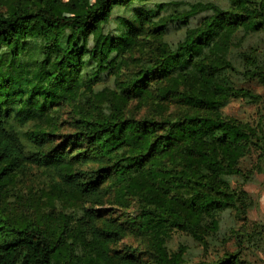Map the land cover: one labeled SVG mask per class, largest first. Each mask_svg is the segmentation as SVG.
I'll return each mask as SVG.
<instances>
[{
	"label": "trees",
	"instance_id": "1",
	"mask_svg": "<svg viewBox=\"0 0 264 264\" xmlns=\"http://www.w3.org/2000/svg\"><path fill=\"white\" fill-rule=\"evenodd\" d=\"M222 1L0 0V194L38 168L56 177L59 197L82 202L74 217L53 209L18 221L0 215V264H144L133 248L115 247L132 230L150 238L155 264H183V251L165 246L170 221L206 246L224 214H246L248 194L222 176L242 174L240 161L252 149L264 164V127L221 109L231 99L263 100L231 85L226 72L232 61L250 59L233 50L264 35V0ZM119 8L130 15L114 17ZM149 23L162 36L170 24L186 28L175 47L163 41L157 48V68L169 82L157 96H179L195 109L183 117L126 116L131 98L153 96L151 69H139L118 89L101 84L130 64L124 55ZM245 74L264 84L257 62ZM43 94L71 107L61 124L72 132L61 133L60 118L38 108L34 99ZM112 189L118 200L139 199L137 217H106L98 207ZM215 264L244 263L231 254Z\"/></svg>",
	"mask_w": 264,
	"mask_h": 264
},
{
	"label": "rangeland",
	"instance_id": "2",
	"mask_svg": "<svg viewBox=\"0 0 264 264\" xmlns=\"http://www.w3.org/2000/svg\"><path fill=\"white\" fill-rule=\"evenodd\" d=\"M67 1V0H64ZM94 0H87L93 3ZM158 2H189L206 0H157ZM217 1V0H216ZM226 4L222 0H218ZM145 8H155V3H149ZM166 12H162L154 17L158 21ZM126 16L130 13L119 8L115 16ZM116 21L113 19L111 28L114 29ZM193 26L197 21H193ZM152 24L145 25V33L140 35L139 44L126 52L124 55L129 59L128 66H122L118 75H112L111 70L102 85H110L113 89H118L121 81L128 77L136 75L139 69H151L150 79L148 78L147 87L153 93V96L143 98L133 97L128 102L125 109L127 117L143 118L145 116L153 118H178L195 111L179 96H171L168 100H162L157 96V88L168 85L166 78L162 77L158 65V46L161 42H166L169 47H175L183 40L186 28L176 25H169V31L164 36L155 31ZM159 35H157V34ZM234 53L240 52L250 56L249 62L232 61L234 70H227L228 81L237 88H244L255 94L261 95L260 102L254 103L247 98H237L229 100L221 111L223 116L232 117L242 123H247L253 128L261 125L264 127V84L256 78L245 74L248 63L257 62L264 70V35L254 34L249 37L244 45L233 50ZM133 59L138 61L132 62ZM129 80V79H128ZM180 86V90H182ZM54 92L49 89L48 92ZM47 94L35 97L34 101L38 103V108L53 112L61 121H58V127L63 134L72 132L68 124L62 123L68 120L71 107L53 105L51 98L46 99ZM30 98V97H28ZM23 104V103H22ZM60 142L58 138L56 143ZM259 151L252 149L245 158L240 161L239 168L242 174H231L222 176V181L232 189L245 191L248 194L246 214L237 216L232 210L222 216L221 231L208 238V244L205 246L198 241L190 232L179 229L171 221L166 225L163 235L165 236V246L170 253H176L180 249L183 251V264H215L218 260L224 259L228 255L237 254L244 264H264V164L259 161ZM56 177L49 172H44L35 168L27 176H20L15 185L9 188L6 194H0V215L11 221H18L22 217H33L37 213H49L53 209L55 213L67 212L74 216L82 214V202L69 200L59 197L55 191ZM111 180L106 181L104 186H108ZM89 206V203H87ZM98 208L105 209L106 217H118L120 221L128 222V218L137 217L141 210L139 199L127 195L125 199L118 200L115 196V190L105 196L104 204ZM133 227V226H132ZM236 232H241L244 241L241 244ZM123 251L125 247H131L136 250L144 264H155L150 238L142 235L136 230L122 239L116 246Z\"/></svg>",
	"mask_w": 264,
	"mask_h": 264
}]
</instances>
